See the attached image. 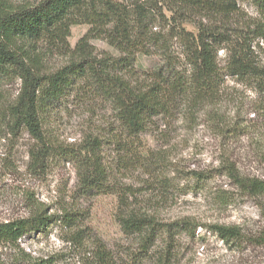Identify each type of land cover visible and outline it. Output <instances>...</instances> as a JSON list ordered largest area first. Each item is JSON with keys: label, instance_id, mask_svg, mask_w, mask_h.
<instances>
[{"label": "rangeland", "instance_id": "obj_1", "mask_svg": "<svg viewBox=\"0 0 264 264\" xmlns=\"http://www.w3.org/2000/svg\"><path fill=\"white\" fill-rule=\"evenodd\" d=\"M37 2L0 0L12 7ZM239 8L243 17L259 18L251 3ZM167 17L168 13L159 17L163 34L169 29ZM89 29L86 24L72 26L68 47L74 50ZM63 47L46 45L33 50L43 51L38 54L43 70L52 72L70 61L71 53ZM88 48L97 60L124 56L95 35L88 39ZM169 48L170 61L185 71L178 41L170 42ZM255 51L263 64L264 47ZM167 57L157 50L138 56L128 78L146 84L154 71L166 65ZM218 58L223 67L225 55L220 52ZM18 89V82L0 86V222L25 219L40 210L46 215L76 213L79 224L71 230L56 224L44 233L23 237L17 247L0 244V264H91L95 241L116 264H125L137 251L138 238L125 235L117 223L120 195L128 206L160 222L187 219L197 226L194 237H175L171 264H264V246L256 242L264 226V195L253 198L242 193L224 170L230 163L242 177L264 181V101L252 88L224 76L215 103H173L152 118L141 135L137 154L147 158L140 168H122L116 163L117 146L108 144L105 156L113 169L115 194L88 196L78 191L73 164L61 155L53 157L48 170H33L30 151L36 147L34 140L23 130L18 136L11 135L3 122ZM116 129L109 102L89 91L66 97L44 120L45 134L60 153L75 149L88 136L111 141ZM198 173L206 177L201 182L192 177ZM163 178L170 179V184L168 191L161 192L158 181ZM214 224L238 227L243 238L224 243L206 229ZM76 231H82L81 244L70 241Z\"/></svg>", "mask_w": 264, "mask_h": 264}, {"label": "trees", "instance_id": "obj_2", "mask_svg": "<svg viewBox=\"0 0 264 264\" xmlns=\"http://www.w3.org/2000/svg\"><path fill=\"white\" fill-rule=\"evenodd\" d=\"M248 2L256 7L258 19L242 16L239 5ZM165 13L167 34L159 25ZM77 24L90 29L71 50L67 38ZM156 27L158 31H153ZM91 35L105 39L124 56L97 60L88 48ZM175 39L185 71L170 61L169 44ZM46 45L68 47L70 61L55 71L43 70L38 58L43 51L33 50ZM260 46L264 47V0H38L35 5L13 7L0 3V86L19 84L3 122L11 135L18 136L23 130L34 140L36 147L30 151L34 171L48 170L53 157L61 155L73 164L80 194H115L113 169L105 156L107 145L117 146L116 163L122 168L144 166L147 156L137 154L140 137L150 120L176 101L194 106L215 103L224 76L249 86L264 101V63L255 51ZM154 50L168 56L166 65L154 71L146 84L133 83L128 76L136 58ZM220 52L225 55L223 67L219 66ZM86 91L109 102L117 129L111 141L88 136L75 149L60 153L45 134L44 120L63 99ZM224 170L242 193L253 198L264 195V181L242 177L230 163ZM192 177L196 182L206 178L201 173ZM158 183V190L168 191L170 179ZM119 198L117 223L125 235L138 238L137 251L125 264H171L175 237H194L197 226L189 220L163 223L128 206L122 195ZM56 224L71 230L79 220L69 211L46 215L35 210L28 218L0 222V244L17 247L23 237L44 233ZM206 229L224 243L243 238L235 226L214 224ZM81 233L76 231L70 241L81 244ZM256 242L264 246V226ZM93 245L91 264H116L101 243Z\"/></svg>", "mask_w": 264, "mask_h": 264}]
</instances>
